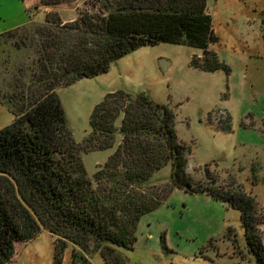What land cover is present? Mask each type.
Instances as JSON below:
<instances>
[{
    "label": "trees",
    "instance_id": "obj_1",
    "mask_svg": "<svg viewBox=\"0 0 264 264\" xmlns=\"http://www.w3.org/2000/svg\"><path fill=\"white\" fill-rule=\"evenodd\" d=\"M85 5L70 22L49 13L31 33L16 34L20 28L0 33V53L15 52L5 49L13 39L16 50L30 48L33 55L26 66H14V90L0 97L13 115L0 128V264L12 260L17 243L43 229L55 237L58 262L72 246L73 264L88 263L96 253L104 264H126L120 249H134L140 218L174 188L206 193L239 210L248 249L256 264H264L254 233L255 197L218 184L209 169L204 180L188 174L189 146L177 135L170 106L145 92H108L93 107L89 133L78 142L58 94V88L105 73L118 58L158 43L199 48L193 67L229 73L211 48L219 37L208 0H88ZM220 123L221 131L232 130L231 115ZM112 148L89 175L82 154ZM166 166L167 183L155 186V173Z\"/></svg>",
    "mask_w": 264,
    "mask_h": 264
},
{
    "label": "rangeland",
    "instance_id": "obj_2",
    "mask_svg": "<svg viewBox=\"0 0 264 264\" xmlns=\"http://www.w3.org/2000/svg\"><path fill=\"white\" fill-rule=\"evenodd\" d=\"M25 1L0 0V33L14 28H20L16 34L31 33L49 13L59 14L64 22L73 21L88 0H63L48 7L43 0ZM208 11L219 37L211 48L229 66V73L193 67L190 61L193 55H201L199 48L158 43L118 58L105 73L58 88V94L78 142L89 133L93 107L108 92H145L170 106L176 113L177 135L189 146L188 174L196 181L204 180L209 169L218 184L251 193L259 221L255 238L264 249V0H208ZM13 42L9 40L5 49L15 52L0 53V97L14 90L17 74L12 70L26 66L33 57L32 49L16 50ZM227 114L231 115L230 132L219 128ZM12 119L0 102V128ZM112 151L82 154L88 174ZM169 172L168 166L156 172L155 186L163 187ZM72 251L68 246L58 262L55 237L43 229L25 243H17L15 255L5 264H73ZM120 252L126 264H256L239 210L206 193L179 188L140 218L134 249ZM74 264L104 261L96 253L88 263Z\"/></svg>",
    "mask_w": 264,
    "mask_h": 264
},
{
    "label": "crops",
    "instance_id": "obj_3",
    "mask_svg": "<svg viewBox=\"0 0 264 264\" xmlns=\"http://www.w3.org/2000/svg\"><path fill=\"white\" fill-rule=\"evenodd\" d=\"M24 3H26V1L25 0H22Z\"/></svg>",
    "mask_w": 264,
    "mask_h": 264
}]
</instances>
